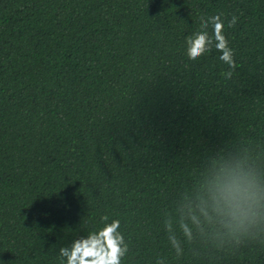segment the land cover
I'll list each match as a JSON object with an SVG mask.
<instances>
[{"label":"trees","instance_id":"trees-1","mask_svg":"<svg viewBox=\"0 0 264 264\" xmlns=\"http://www.w3.org/2000/svg\"><path fill=\"white\" fill-rule=\"evenodd\" d=\"M218 14L235 69L187 55ZM105 215L121 264H264V0H0V264H62Z\"/></svg>","mask_w":264,"mask_h":264},{"label":"clouds","instance_id":"clouds-1","mask_svg":"<svg viewBox=\"0 0 264 264\" xmlns=\"http://www.w3.org/2000/svg\"><path fill=\"white\" fill-rule=\"evenodd\" d=\"M236 17L233 16L229 22V26L236 23ZM201 20V31L194 32L186 37L187 55L189 59L196 60L206 52L211 51L214 46L222 53L220 60L229 65L230 69L236 68V63L233 59V50L228 46V41L223 34V21L221 15H214ZM213 26V35H209L208 25ZM230 78L231 71L223 74ZM243 181L239 176H233L220 181L215 187L212 198L215 201L218 209L224 205H229L236 215L239 210L241 200H250L254 198V193L251 191V185L248 188L242 187ZM108 216H102L101 221L104 226L97 231H94L87 236H82L72 241L71 247L60 248V257L66 258V264H121V258L128 251V245L124 242L123 235L118 231L120 227L119 220H113L107 223ZM193 222L196 218L192 217ZM184 233L189 238L191 237L190 229L185 226ZM172 246L176 251L177 256L181 255L182 249L179 242L170 237ZM157 264H163V260H158Z\"/></svg>","mask_w":264,"mask_h":264}]
</instances>
